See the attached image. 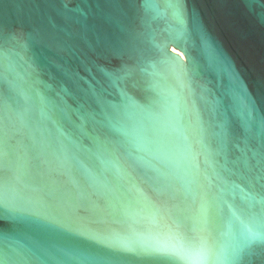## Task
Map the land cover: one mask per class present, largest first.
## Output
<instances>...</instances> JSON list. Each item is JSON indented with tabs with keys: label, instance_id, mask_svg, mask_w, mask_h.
Segmentation results:
<instances>
[{
	"label": "water",
	"instance_id": "obj_1",
	"mask_svg": "<svg viewBox=\"0 0 264 264\" xmlns=\"http://www.w3.org/2000/svg\"><path fill=\"white\" fill-rule=\"evenodd\" d=\"M165 50L179 74L164 70ZM0 74V88L16 99L6 115L17 164L30 170L39 163L46 178L93 207L72 232L101 229L113 245L177 250L230 242L229 225L203 224L190 192L193 178L205 182L206 160L225 182L239 184L228 170L255 165L264 151V0H0ZM128 78L152 90L129 88ZM93 115L124 149L73 137L78 163L57 177L55 157L38 144L37 121L51 117L71 136ZM242 194L234 193L237 202ZM0 231L6 246L58 250L72 242L70 234H39L19 220H0ZM97 251L98 264H201Z\"/></svg>",
	"mask_w": 264,
	"mask_h": 264
},
{
	"label": "snow or ice",
	"instance_id": "obj_2",
	"mask_svg": "<svg viewBox=\"0 0 264 264\" xmlns=\"http://www.w3.org/2000/svg\"><path fill=\"white\" fill-rule=\"evenodd\" d=\"M161 63L164 70L179 74V66L166 55V50ZM0 79L6 82L2 74ZM126 83L129 88L145 92H150L153 87L135 78H128ZM123 97L125 102H134L126 93ZM15 103L16 99L9 90L0 88V220H19L39 234H70L72 242L66 249L58 250H33L19 243L9 246L0 243V264H29L32 260L36 264H53V261L55 264H98V249L111 254L119 253L125 260L131 258L133 261L182 259L197 260L201 264H245L247 257L257 255L264 260V151L255 165L245 164L240 168L234 164L233 169L228 170L231 176L239 179V184L234 180L225 182L221 172L207 160L203 172L205 182L192 179L195 187L190 195L194 202H199L201 221L205 225L211 221L227 223L230 236L227 245L219 248L207 243L197 248L182 245L183 250L131 240L113 245L107 242L101 229L71 231L70 225L91 219L94 211L82 193L67 188L58 178H46L40 171L39 163L30 170H22L17 164L12 143L15 132L6 115L9 104ZM84 121V125L73 127L71 136L66 135L51 117L47 118V122L37 121L40 132L38 144L55 157L58 167L52 171L57 177L78 163L73 137L102 143L106 150L110 148L119 152L125 147V141L113 138L103 122L94 115L85 116ZM261 124L264 127V121ZM53 127L58 135L53 133ZM86 127H90L91 132ZM133 142L139 144L138 140ZM124 154L131 155L126 151ZM83 181L85 184L92 182L90 173H83ZM237 191L243 193L239 202L234 196ZM177 222L182 221L177 218ZM6 239V232L0 231V242Z\"/></svg>",
	"mask_w": 264,
	"mask_h": 264
}]
</instances>
